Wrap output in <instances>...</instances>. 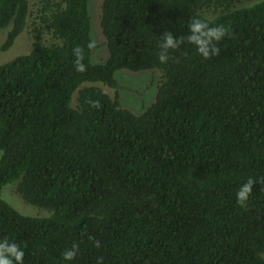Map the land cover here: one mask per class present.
I'll return each mask as SVG.
<instances>
[{"label":"trees","instance_id":"1","mask_svg":"<svg viewBox=\"0 0 264 264\" xmlns=\"http://www.w3.org/2000/svg\"><path fill=\"white\" fill-rule=\"evenodd\" d=\"M243 2L103 0L108 57L94 63L89 0H0V53L33 39L0 65V240L24 264H264V0ZM194 17L229 28L219 54L185 40L162 64L164 32L185 37ZM124 68L162 71L141 114L103 89ZM248 177L259 182L241 206ZM13 180L51 215L4 200Z\"/></svg>","mask_w":264,"mask_h":264},{"label":"rangeland","instance_id":"2","mask_svg":"<svg viewBox=\"0 0 264 264\" xmlns=\"http://www.w3.org/2000/svg\"><path fill=\"white\" fill-rule=\"evenodd\" d=\"M103 0H89V8L91 15V36L95 40L96 47L92 51L91 60L94 63L104 62L108 57V49L105 39L101 31V7ZM254 2V0H244L246 5ZM216 12V11H215ZM214 13V12H213ZM210 14H212L210 12ZM7 33L6 28H0V45L5 40ZM32 35L27 30L21 33L13 45L6 51L0 53V65L12 60L18 55L28 53L32 46ZM115 80L117 81L116 89L102 85L103 89L111 95L118 94L121 106L134 112L141 114L156 99L158 86L162 80V71L158 68L145 70H129L119 69L115 72ZM2 151H0V159ZM20 180H13L7 183L2 189V198L6 200L12 207L20 213L34 217H48L51 211L26 202L18 192V184Z\"/></svg>","mask_w":264,"mask_h":264},{"label":"clouds","instance_id":"3","mask_svg":"<svg viewBox=\"0 0 264 264\" xmlns=\"http://www.w3.org/2000/svg\"><path fill=\"white\" fill-rule=\"evenodd\" d=\"M229 34V28L223 25H210L206 20L192 18L188 24V34L185 37L174 36L170 31H165L160 44L159 61L164 64L169 59L168 50L177 49L186 40L189 44L195 46L196 52L204 59H209L213 55L219 54L220 49L217 44ZM96 47L95 40H89L87 49L92 50ZM75 57L74 67L77 72H84L86 64L84 63V50L80 47L73 49ZM259 181L248 177L243 183L239 184L235 199L238 204L245 206L253 192V186ZM99 246V242H97ZM77 245L73 244L71 248L62 253L63 260L72 261L77 255ZM25 252L23 248L7 238L0 240V264H24Z\"/></svg>","mask_w":264,"mask_h":264}]
</instances>
